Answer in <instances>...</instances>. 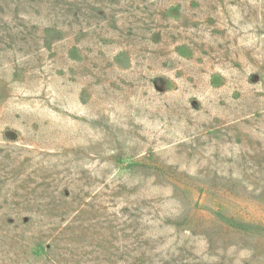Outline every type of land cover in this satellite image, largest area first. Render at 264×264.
<instances>
[{
	"label": "rangeland",
	"instance_id": "obj_1",
	"mask_svg": "<svg viewBox=\"0 0 264 264\" xmlns=\"http://www.w3.org/2000/svg\"><path fill=\"white\" fill-rule=\"evenodd\" d=\"M0 264H264V0H0Z\"/></svg>",
	"mask_w": 264,
	"mask_h": 264
}]
</instances>
